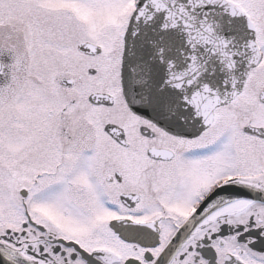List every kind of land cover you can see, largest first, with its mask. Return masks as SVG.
I'll return each mask as SVG.
<instances>
[{"label":"snow or ice","instance_id":"obj_1","mask_svg":"<svg viewBox=\"0 0 264 264\" xmlns=\"http://www.w3.org/2000/svg\"><path fill=\"white\" fill-rule=\"evenodd\" d=\"M0 264H264V0H0Z\"/></svg>","mask_w":264,"mask_h":264}]
</instances>
